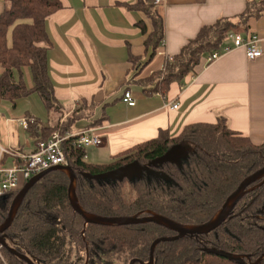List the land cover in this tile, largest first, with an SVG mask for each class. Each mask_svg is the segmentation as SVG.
<instances>
[{
    "label": "trees",
    "instance_id": "1",
    "mask_svg": "<svg viewBox=\"0 0 264 264\" xmlns=\"http://www.w3.org/2000/svg\"><path fill=\"white\" fill-rule=\"evenodd\" d=\"M154 0H137L132 6L146 12L152 30L145 40L146 58L131 55L138 70L148 65L163 46L166 36L164 17ZM63 7L61 0H5L0 13V92L2 98L16 104L19 99L37 93L49 114V125L29 122L36 142L55 132H74L80 119H88L86 129L101 125L105 116L94 117L93 104L81 99L69 113L63 112L49 72L48 49L53 41L47 29L48 19ZM264 12V0H250L235 16H222L203 25L164 66L137 82L146 95H167L174 83L197 71L214 51L222 49L230 31H250L249 21ZM30 19L24 21L23 19ZM23 20V21H20ZM12 43H9V29ZM172 57V58H171ZM31 69L33 86L24 81L23 69ZM19 73V80L15 74ZM57 110L60 116L51 115ZM77 136L63 143L69 165L77 176L76 197L88 212L105 217L147 216L159 214L179 224L200 225L209 221L240 183L264 167V141L233 130L225 115L215 122H195L173 135L161 129L156 137L142 141L114 156L108 163L86 160L87 148L75 144ZM178 146L184 153L181 165H152L164 171L170 181L144 174L132 180H96L84 173L101 174L138 162L147 165ZM2 157V162L5 160ZM20 158L15 163H20ZM69 175L61 170L47 172L26 194L11 226L2 234L8 245L27 254L37 264H144L150 261L151 246L160 237L177 233L154 222L130 225L86 223L69 200ZM127 188L129 190H127ZM127 190V191H126ZM14 191L0 199V225L8 217ZM216 248L234 254L249 255L246 263L264 264V180L252 183L230 216L216 230L198 236L187 235L174 241H161L154 251V264H239L209 253ZM260 261L256 263V261ZM0 264H28L0 244Z\"/></svg>",
    "mask_w": 264,
    "mask_h": 264
},
{
    "label": "crops",
    "instance_id": "2",
    "mask_svg": "<svg viewBox=\"0 0 264 264\" xmlns=\"http://www.w3.org/2000/svg\"><path fill=\"white\" fill-rule=\"evenodd\" d=\"M61 1L63 7L47 21L53 41L48 63L55 95L62 106L71 105L66 114L81 99L97 105L104 102L100 116L95 115L96 109L93 112L94 117L106 119L90 128L103 138V143L86 147L88 162L108 163L119 152L156 137L161 129L177 135L187 124L215 122L221 115L228 118L233 130L256 143L264 141V12L249 21L250 31L246 34L256 37L263 50L260 57L250 59L246 48L240 47L212 63L203 61L184 83H174L166 96L146 95L137 82L160 70L167 56L178 53L203 25L241 13L250 0H165L163 5L155 6L165 19V45L138 75L130 57H142L144 62L147 34L143 25L149 33L152 21L145 11L132 7L137 0ZM4 7L5 0H0V13ZM227 42L233 45L231 40ZM2 71L0 66V75ZM126 91L132 92L134 106L124 101ZM176 102L179 107L172 109ZM25 119L49 125L41 97L33 93L14 104L3 99L0 92V147L10 150L5 154L4 166L38 148L28 125L23 124ZM85 120L72 133L84 131L89 123Z\"/></svg>",
    "mask_w": 264,
    "mask_h": 264
},
{
    "label": "water",
    "instance_id": "3",
    "mask_svg": "<svg viewBox=\"0 0 264 264\" xmlns=\"http://www.w3.org/2000/svg\"><path fill=\"white\" fill-rule=\"evenodd\" d=\"M183 155L184 153L182 149L178 146H175L171 150H169L165 155L154 159L147 165H142L138 162H133V163L119 167L117 169L111 170L106 173H101V174L84 173V177L88 179H96V180L108 179V180L117 181V180H123L124 178H128L132 180L134 178H140L144 174H146V175H155L157 178L170 181L171 178L169 177V175H167V173H165L164 171H155L151 168V166L156 165V164H163L167 162L176 163L177 165H181V163L184 161ZM51 170H61V171L66 172L69 175L70 185H69V190H68V196H69L70 203L73 209L84 217L86 223L101 224V225H114V224L130 225V224L154 222L160 225H164L167 228L177 233L175 236H172V237H160L156 239L151 246L150 261L144 264H154V260H155L154 251L157 245L161 241H174V240L183 238L187 235L198 236L202 234H208L211 231L216 230L230 216L236 204L244 196L246 189L252 183L260 181L262 179L264 180V167H263L262 169L246 177L240 183L238 188L231 195H229V197L223 204L222 208L209 221H207L206 223L200 224V225H183V224H179L159 214H151L147 216L134 215V216H122V217H105V216L90 213L86 211L80 205L78 198L76 197L77 176L73 168L70 165L52 166L34 175L25 183V185L19 190V192L17 193V195L12 201V204H11V207L8 213V217L6 218L4 223L0 225V244L2 246L7 247L13 255L17 256L19 259L25 261L28 264H37V263H35V261H33L27 254L21 253L18 250L10 247L2 234L11 226L28 191L47 172ZM206 251L209 253H213V254L225 257L230 260H234L238 262L239 264H251V263H246L245 261V258H249V255L234 254L232 252H227V251L219 250L216 248H206ZM259 261L260 259L256 261V263H258ZM134 263H135V260L131 261L130 264H134ZM83 264H88V261H86Z\"/></svg>",
    "mask_w": 264,
    "mask_h": 264
},
{
    "label": "built area",
    "instance_id": "4",
    "mask_svg": "<svg viewBox=\"0 0 264 264\" xmlns=\"http://www.w3.org/2000/svg\"><path fill=\"white\" fill-rule=\"evenodd\" d=\"M154 3L156 6L163 5L165 0H154ZM228 40H231L233 45H229L227 42L222 49L214 51L207 57L206 62L208 64L217 60L224 53L231 52L240 47L246 48L247 55L250 59H256L263 54V50L257 45V40L254 36H247L230 31ZM164 45L165 41L163 42ZM124 101L129 106L136 104V100L131 91H126ZM178 107V102L171 105L172 109H177ZM28 123L26 119L23 120V124L26 126ZM74 136L78 137L74 143L80 146H100L103 143V138L93 134L90 129H85L78 133L67 132L65 135L55 132L50 138L40 140L38 142V148L34 153L23 154L20 158V163H14L10 166H4L2 162V157L6 153H10V150L0 147V199L11 192L19 191L31 177L52 166L69 165V159L64 150L63 143L66 139Z\"/></svg>",
    "mask_w": 264,
    "mask_h": 264
},
{
    "label": "rangeland",
    "instance_id": "5",
    "mask_svg": "<svg viewBox=\"0 0 264 264\" xmlns=\"http://www.w3.org/2000/svg\"><path fill=\"white\" fill-rule=\"evenodd\" d=\"M24 21H30V19H23ZM23 20H20V21H23ZM12 29H13V26H11V28L9 29V35H8V39H9V43L11 44L12 43V39H11V37H12ZM235 32H238V33H241V34H243V35H246V33L244 32V30L242 29V28H236L235 29ZM16 80H19V73L18 72H16ZM23 76H24V79H26V83H27V85H29V84H33V78H32V73H31V69L29 68V67H25L24 69H23ZM25 81V80H24ZM131 87H136V85L135 84H132L131 85ZM123 92H124V90L122 91V93L121 94H123ZM121 97V96H120ZM113 100V99H112ZM120 100V99H119ZM121 101V100H120ZM103 104H104V102H102V103H100L99 105H97V104H93V109H94V112H95V109H96V116H100L101 114H102V107H103ZM97 106H98V108H97ZM61 107H62V111L63 112H67L66 110H68L69 111V109L71 108V105H69V103H64L63 104V106H62V104H61ZM60 112H58L57 110H53V111H51V115H53V116H55V118L57 117V116H60ZM44 120V119H43ZM86 123V120L85 119H80L77 123H76V127H78L79 126V124H85ZM74 126V127H75ZM75 127V128H76ZM127 190H129L128 188H127ZM126 190V191H127Z\"/></svg>",
    "mask_w": 264,
    "mask_h": 264
}]
</instances>
